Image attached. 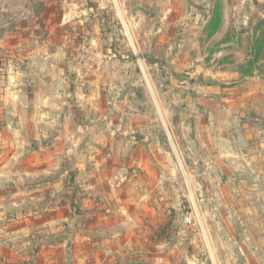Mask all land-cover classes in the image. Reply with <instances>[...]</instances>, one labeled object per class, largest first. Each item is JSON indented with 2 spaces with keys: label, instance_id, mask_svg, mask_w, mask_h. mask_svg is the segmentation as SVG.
Segmentation results:
<instances>
[{
  "label": "rangeland",
  "instance_id": "rangeland-1",
  "mask_svg": "<svg viewBox=\"0 0 264 264\" xmlns=\"http://www.w3.org/2000/svg\"><path fill=\"white\" fill-rule=\"evenodd\" d=\"M0 4L8 13L27 5L33 19L42 12L49 46L58 53L42 64L43 74L52 71L44 81V111L21 93L17 125L1 113L2 263L9 264L7 255L19 246L9 235L18 215L36 226L29 209L40 205L24 198L39 197L43 183L62 180L58 195L74 200L78 182L86 181L96 187L95 197H107L97 202L114 224L127 219L129 234L114 239V246L127 247L136 264H152L164 251L154 244L163 243H176L195 264H231L242 242L234 239L236 226L244 228L232 214L244 205L222 203L220 183L248 187L249 175L264 183V174L236 170L246 161L241 156L220 168L217 141L211 154L198 145L202 135L220 134L222 122L236 121L231 125L241 133L252 132L255 119L264 127V0ZM28 101L32 109H25ZM61 130L74 132V154L51 155L63 144L55 139ZM73 200L67 205L78 213Z\"/></svg>",
  "mask_w": 264,
  "mask_h": 264
},
{
  "label": "crops",
  "instance_id": "crops-1",
  "mask_svg": "<svg viewBox=\"0 0 264 264\" xmlns=\"http://www.w3.org/2000/svg\"><path fill=\"white\" fill-rule=\"evenodd\" d=\"M27 7L22 4L15 9L11 8L8 13L7 7L0 4V41L11 50L10 53L14 60L10 67V85L6 90L0 89V120H4L1 113H5V118H8L5 120L10 125L16 124L18 104L20 105L17 99L21 93H23L24 100L26 98L28 100L31 96V102L36 104V110L44 111L42 109L43 99L48 97V88L44 81L47 80L45 77L52 75L50 73L52 71L50 69V72L43 74L42 64H45L48 58L58 56V53L51 51L49 46L51 35L48 31V22L42 12H37L39 16L33 19L34 15L30 14ZM59 26L61 25L58 24L57 27ZM11 80L13 83L10 82ZM59 89L54 88V94L58 93ZM25 109H32L30 101L26 103ZM47 120L44 117V124L50 123ZM65 120L66 118H63L61 123ZM38 122L41 124V121ZM260 122L257 119L252 122L254 128H251L250 133L238 132V128L231 125L236 124V121L225 122L226 127H222L224 124L222 122L220 123V134L212 138L209 133L202 135L200 138L202 144L199 141L198 147L205 148L211 154L213 148L220 145V148L218 147L220 168L236 162L232 160L241 156L246 161L244 164H238L236 170H242V168L245 170L247 167L250 170L253 168L256 174H264V127H259L262 123ZM222 128L225 129L221 133ZM229 128L232 129L231 134L228 132ZM13 138H15L14 135ZM55 139L63 141V144H59L61 147L55 146L51 155L64 157L74 154L73 152L76 151L74 132L61 130ZM13 140L15 142L16 139ZM213 141H217L215 146H212ZM247 145L255 146L247 147ZM41 150H47V148ZM228 152L233 155V159L228 157ZM177 159L179 160L178 156ZM249 177L251 183L248 187L242 188V185L235 187L234 183H229L227 180L220 183L222 203H229L232 208H236L238 205L236 202L241 206L244 205L242 209L237 207V210L231 213L234 223L237 221L238 226L244 227L237 229L236 226L234 239H238V242L242 240V242L234 246L233 251L239 256L234 254L235 258L231 259V264H264V183H257V180L251 178L252 176L249 175ZM244 182L240 181V183ZM78 183L76 189L78 191H76L77 195L74 196V200L58 195L64 187L62 180L43 183L39 197L33 194L24 198L27 203L33 202L32 206L37 203L40 205L39 209L34 206L29 209L37 215L34 217L36 226L29 228L27 215H18L14 222L15 228L10 229L9 235L14 242H19V246L7 255L9 264H136V259L135 261L129 260L127 247L118 249L114 246V239L121 241V237L125 239L129 234L127 219H120V223L115 222V225L112 222V216L102 212L105 206H100L101 204L97 202L99 200L103 203L107 197L105 195L95 197L96 187L91 183H86V181ZM68 199L73 200V204L77 205L80 210L78 213H72V208L67 205ZM19 201H21L20 198L16 202ZM126 215L130 217L129 214ZM144 218L143 215L140 220ZM146 229L147 226L142 232L147 233ZM124 245L126 246L127 243L125 242ZM153 247L156 251L158 249H164V251L153 260L152 264H195L187 255L177 250L176 243L154 244ZM33 249L35 251H32ZM1 258L0 236V264H3Z\"/></svg>",
  "mask_w": 264,
  "mask_h": 264
},
{
  "label": "built area",
  "instance_id": "built-area-1",
  "mask_svg": "<svg viewBox=\"0 0 264 264\" xmlns=\"http://www.w3.org/2000/svg\"><path fill=\"white\" fill-rule=\"evenodd\" d=\"M13 58L8 49L0 43V89L6 90L9 87V77L11 76L10 67Z\"/></svg>",
  "mask_w": 264,
  "mask_h": 264
},
{
  "label": "water",
  "instance_id": "water-1",
  "mask_svg": "<svg viewBox=\"0 0 264 264\" xmlns=\"http://www.w3.org/2000/svg\"><path fill=\"white\" fill-rule=\"evenodd\" d=\"M13 73H14V72H12V74H13ZM11 78H13V77H11ZM10 82L13 83V80H11Z\"/></svg>",
  "mask_w": 264,
  "mask_h": 264
}]
</instances>
